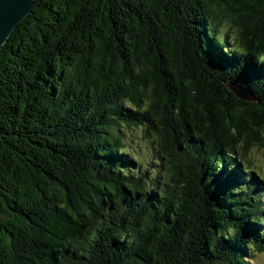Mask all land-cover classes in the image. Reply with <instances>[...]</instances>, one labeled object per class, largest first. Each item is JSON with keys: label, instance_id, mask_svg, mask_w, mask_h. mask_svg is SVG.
I'll use <instances>...</instances> for the list:
<instances>
[{"label": "trees", "instance_id": "16d2710c", "mask_svg": "<svg viewBox=\"0 0 264 264\" xmlns=\"http://www.w3.org/2000/svg\"><path fill=\"white\" fill-rule=\"evenodd\" d=\"M253 148L264 0H39L0 48V264H251Z\"/></svg>", "mask_w": 264, "mask_h": 264}, {"label": "water", "instance_id": "95a60500", "mask_svg": "<svg viewBox=\"0 0 264 264\" xmlns=\"http://www.w3.org/2000/svg\"><path fill=\"white\" fill-rule=\"evenodd\" d=\"M39 0H0V48L6 42L13 29L33 10ZM234 92L249 97L246 88L232 86Z\"/></svg>", "mask_w": 264, "mask_h": 264}, {"label": "rangeland", "instance_id": "374dc122", "mask_svg": "<svg viewBox=\"0 0 264 264\" xmlns=\"http://www.w3.org/2000/svg\"><path fill=\"white\" fill-rule=\"evenodd\" d=\"M152 139L151 137L143 139L140 135H130L125 141L126 144H130L129 148L132 152L139 150L144 154V158L149 159L152 156V149L154 147ZM250 151V154H248L249 152H240L239 157L242 166L252 168L256 171V174L258 173L261 177H264V149L253 148ZM251 260V264H264V252L254 255V258Z\"/></svg>", "mask_w": 264, "mask_h": 264}]
</instances>
